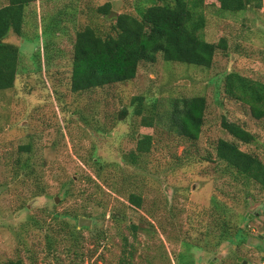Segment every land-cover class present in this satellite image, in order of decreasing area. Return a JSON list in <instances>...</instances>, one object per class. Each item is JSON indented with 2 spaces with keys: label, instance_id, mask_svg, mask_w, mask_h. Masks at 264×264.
Segmentation results:
<instances>
[{
  "label": "rangeland",
  "instance_id": "obj_1",
  "mask_svg": "<svg viewBox=\"0 0 264 264\" xmlns=\"http://www.w3.org/2000/svg\"><path fill=\"white\" fill-rule=\"evenodd\" d=\"M105 2L111 3V16L101 18L95 8ZM205 2L204 39L227 43L216 50L209 68L165 62L157 54L155 61L140 63L133 79L82 92L70 90L75 31L89 19L107 31L113 14L136 13V0H48L26 7L23 34L10 30L3 39L18 46L21 59L13 87L0 91V263L118 264L126 238L134 245L133 264H176L185 249L180 239L192 241L212 228L209 208L220 201L225 216L250 231L249 241L223 242L211 252L209 238L199 243L205 250L186 251L193 264H236L235 258L264 264V187L235 180L215 156L218 138L234 140L221 126L226 116L255 135L251 144H238L264 162V118H253L223 92V77L231 70L264 82V0L258 8L234 13L222 11L214 0ZM140 95L156 102L153 127L139 125L138 117H127V123L118 117ZM194 95L206 98L202 130L197 140L182 142L174 123L183 100ZM139 133L154 134L155 144L136 165L143 198L136 208L127 203V193H113L109 183L122 169L129 170V179L133 166L123 157ZM23 144L31 146L45 193L13 177L11 163ZM95 157L116 164L105 168L108 176L103 171L107 185L98 193L86 178L94 174ZM68 177L84 181H74L64 196ZM112 211L120 215L111 217ZM244 214L248 221L242 223ZM80 217L90 225L79 226Z\"/></svg>",
  "mask_w": 264,
  "mask_h": 264
},
{
  "label": "trees",
  "instance_id": "obj_2",
  "mask_svg": "<svg viewBox=\"0 0 264 264\" xmlns=\"http://www.w3.org/2000/svg\"><path fill=\"white\" fill-rule=\"evenodd\" d=\"M36 1L48 0H6V3L0 6V91L13 87L21 59L18 46L3 39L10 30L19 36L23 34L26 7ZM214 2L222 11L232 13L247 10L251 5L257 8L261 6V0H214ZM205 3V0H136V13L113 14L112 22L105 32L100 30L95 21L89 19L88 23L75 31L70 90L82 92L129 81L135 77L141 62H153L157 54H160L165 62L209 68L216 50H225L227 43L224 38H220L217 43L204 39L202 31L206 25L203 12ZM95 13L101 18L109 17L111 3L105 2L97 6ZM223 92L227 97L245 105L253 118H264L263 81L231 70L223 77ZM144 97L135 96L128 105H124L118 111L119 119L127 123V117H138L139 125L153 127L156 121L154 117L156 102L150 99L144 101ZM183 102V109L176 116L178 121L174 123V133L182 142L192 143L198 139L202 130L206 98L204 95H194L185 98ZM221 126L234 140L217 139L215 143L217 159L234 174L235 180L242 178L245 179L242 180L243 184L247 186L250 184L264 187V162L255 153L242 150L238 144H251L255 141V135L226 116L222 117ZM134 139L135 147L123 157L124 161L133 166L128 175L129 179L126 177L129 170L125 172L124 169L118 170L115 180L111 181L109 186L115 194L127 193L126 201L129 206L140 208L143 202L142 194L137 190L140 179L134 177V172L140 158L153 150L155 140L152 133H139ZM11 164L15 179L24 184L30 181L35 185L37 192L45 193L46 185L39 168L35 167L29 144L18 146ZM94 165L93 176L89 174L86 178L89 185L92 184L94 187L93 193L103 192L102 183L107 185L103 171L105 170L108 176L105 168H115L116 164H109L95 157ZM95 178L100 181L97 182ZM66 179L68 187L67 191L63 192L64 196L70 194L68 188L74 181H84V178ZM121 184L128 189L122 190ZM76 191L79 192L81 189L78 188ZM91 194L88 192V198ZM214 202L209 208L214 212L212 228H208L200 238H194L192 241H189L191 238L183 236L180 243L186 250L176 255V264H193L192 254L186 251L190 248L203 249L205 244L199 243L206 240L207 243L209 238L214 243V247H210V251L213 252L223 242L239 245L250 237V231L239 225L241 222L236 223L225 216L223 202ZM82 212L85 215L86 209L83 208ZM118 215L120 214L115 211L111 212V217ZM243 221H248L246 214L242 218V223H245ZM131 228L135 232L137 224L132 223ZM125 242L118 264H133L134 245L128 246L126 238ZM235 262L242 264L237 258ZM0 264L23 263L20 259H11Z\"/></svg>",
  "mask_w": 264,
  "mask_h": 264
},
{
  "label": "water",
  "instance_id": "obj_3",
  "mask_svg": "<svg viewBox=\"0 0 264 264\" xmlns=\"http://www.w3.org/2000/svg\"><path fill=\"white\" fill-rule=\"evenodd\" d=\"M56 199H57V197H56ZM83 220H85V218H83V217H80L79 219H78V225L79 226H89L90 225V220L88 219V220H86L87 222L85 223H83ZM249 241V240H248ZM241 259V257H238V260H240ZM245 263V261H243V263L242 264H244Z\"/></svg>",
  "mask_w": 264,
  "mask_h": 264
},
{
  "label": "flooded vegetation",
  "instance_id": "obj_4",
  "mask_svg": "<svg viewBox=\"0 0 264 264\" xmlns=\"http://www.w3.org/2000/svg\"><path fill=\"white\" fill-rule=\"evenodd\" d=\"M249 239V238H248ZM248 239H247V241H248Z\"/></svg>",
  "mask_w": 264,
  "mask_h": 264
}]
</instances>
